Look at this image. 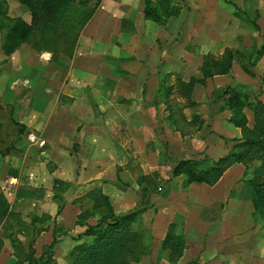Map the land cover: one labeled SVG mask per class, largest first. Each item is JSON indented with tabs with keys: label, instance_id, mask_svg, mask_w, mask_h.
I'll return each instance as SVG.
<instances>
[{
	"label": "crops",
	"instance_id": "0c3cea01",
	"mask_svg": "<svg viewBox=\"0 0 264 264\" xmlns=\"http://www.w3.org/2000/svg\"><path fill=\"white\" fill-rule=\"evenodd\" d=\"M231 1L237 4L240 2ZM174 5L178 7V14L162 26L145 19L144 0H102L96 10L92 11V27L88 26L92 28V33L87 43L90 45L89 53L98 58L94 68L97 74L91 75L88 70L75 71L76 79L71 80L70 87L64 92L59 90L55 96L51 95L50 88L57 85L60 87L61 82L55 84L54 81L52 85L45 80L44 74L42 78L31 80L36 92L31 96H24L23 88H15L9 77L0 78V137L5 136L7 148L12 150L0 153V178H6L0 183V194L6 199L10 212L6 221L0 223V264L18 262L12 239L18 240L24 250H27L33 237L31 220L34 216L49 215L52 218L48 229L41 231L34 240L32 248L35 258H39L52 243L54 226L59 229L57 243L52 250L55 264H68L74 247L90 240L83 236L85 227L77 224L78 215L87 205L84 196L93 189H100L108 196L109 184L102 168L104 159H100V152L107 150L106 142L92 132L95 131L92 124L98 111L103 119L109 118V122L104 123L102 134L115 129L118 123L124 121L125 126L131 129L135 142L153 140L152 135L160 129L163 137L180 136L174 119L170 118L171 110L166 107V98H162L158 89L160 77L178 76L181 81L187 82L200 74L205 54L221 57L226 48L237 50L239 41L244 38L241 39L242 34H237L238 28L235 20H232L235 18L228 8L231 5L224 0H174ZM98 23L102 27L101 31L98 30L100 27L94 26ZM127 24L130 29H126ZM259 27L263 30L261 24ZM100 35L106 51L95 40ZM113 47L117 48L114 56ZM24 54L30 57L28 52L23 53L22 57ZM111 56L114 63H123L126 71L136 64L142 65V70L146 71L136 78V83L139 84L135 85L134 93H127V97H130L128 104L132 103L136 107L135 110L131 108V112L120 110L115 115L110 111L106 113L105 107L104 110L101 106L92 108V102L86 97L89 89H95L97 76L99 77L102 66ZM12 61L14 67L18 62L14 59ZM244 65L250 70L246 62ZM13 67L11 68L14 69ZM29 67L39 73L41 71L39 63H32ZM253 69L264 73V55ZM251 71L253 72L252 69ZM141 79L148 80L142 83ZM253 83L251 76L235 61L228 74L208 78L205 85L194 87L192 100L196 105L185 108L182 114L188 122L193 115H198L200 120H204V128L206 125L210 126V133L205 138L202 159L191 156L181 159L202 161L207 156L205 161L212 163L229 153L240 139L241 131L229 122L232 115L230 110H219L223 105V93L230 86L252 94ZM197 88L206 91L201 100L195 99ZM256 94L253 95L258 96ZM261 97L258 96V99L261 100ZM216 106L218 107L215 108ZM207 108L211 109L208 123L205 121ZM186 109H191L189 117L185 114ZM26 133L37 136L40 145L31 152V158H28V145L24 137ZM144 134L148 139L141 138ZM107 135L109 134L104 137ZM27 140L30 141L29 137ZM197 144L205 145L200 140ZM78 145H82L81 150L89 146L92 151L87 156L73 154L72 148H77ZM169 166L167 161L164 165H159L158 161L152 164L154 174L161 173L162 168H171ZM245 171L242 164H234L212 186L187 183L181 174L173 176L177 181L180 179L185 182L183 185L186 190H179L180 194L199 205L188 208L185 197L181 199L183 201L172 199L169 202L175 204L163 209L169 221L159 240L160 249L169 225L173 222L175 224L178 219V223L182 221L184 226L178 227L177 231L176 225V232L186 242L178 264H264V235L259 237L250 197L241 191L244 185L241 179ZM31 172L32 177L37 175V178L32 180L34 187L32 186L29 194L23 184L25 177ZM9 179H16V186L13 187ZM50 195L52 205L56 199L62 202L56 223V213L45 208ZM203 209L208 210L209 214L211 211L212 214L219 215L214 224L201 218ZM159 215L164 214L160 212L157 217ZM44 225L47 226L46 223ZM59 233L62 235L59 236ZM161 252V264H170L167 252L162 249Z\"/></svg>",
	"mask_w": 264,
	"mask_h": 264
},
{
	"label": "rangeland",
	"instance_id": "374dc122",
	"mask_svg": "<svg viewBox=\"0 0 264 264\" xmlns=\"http://www.w3.org/2000/svg\"><path fill=\"white\" fill-rule=\"evenodd\" d=\"M31 1L34 4V11L32 14L17 0H0V78L4 76L9 77L10 83H13L15 88L19 86L23 88L24 96H31L36 93L31 84V80L42 78L44 74L45 80L52 85L54 81L55 84L61 82L60 87L57 85V87L50 88L51 95L55 96L58 94L59 90L62 89L64 92L67 87H70L69 84L71 80L76 79L74 76L76 74L75 71L88 70V73L91 75L97 74L94 68L98 63V58L89 53L90 45L88 46L89 43H87L92 33V28L88 27L92 19V9L82 6L77 0L67 1L66 5L59 9L60 11L56 6H53L52 9L43 8L39 0ZM99 1L102 3V0ZM238 4L242 9L252 13L253 16L255 15V11L259 13L257 23L261 24L263 30H259L256 33L255 30L241 23L240 20L234 16V8L232 6L228 7L231 9V15L235 18L232 20H235V26L238 28L237 34H242L241 39L244 38L239 41L240 45L237 50L240 52L250 50L251 52V50L253 51L256 47L260 46L264 38V0H250L245 3L240 0ZM17 26L21 27V29H26V39L24 41L19 42L16 39L14 40L15 28ZM94 26L95 28H99L100 23ZM90 27H92V25ZM126 29H130L128 24L126 25ZM98 30L101 31L102 27ZM253 31H255V34ZM84 40H86L85 43ZM95 40L100 43V48L106 51L102 43L103 39L101 35L95 37ZM112 50H115L113 53L114 56L117 48L113 47ZM26 52L30 54V57L27 54H24L22 57L23 53ZM211 55L215 58H219L220 56L215 54ZM13 59L15 62H18L14 67L12 66ZM237 59V64L242 67L244 60L240 59H243V57H237ZM32 63H39V66H41L40 73L39 71H35L34 68L30 69L29 66ZM102 67L99 77L97 76L95 89L86 90V97L92 102V108H94V106H101L103 108L102 110H104L105 107L106 113L110 111L114 115L120 110L127 112L135 110L136 107L134 104H128L130 97H127V93H134L135 85L139 84V82L136 83V78L140 77V74H145L146 71L142 70V65L136 64L134 67L130 68L131 70L126 71L127 68L124 67L123 63H114L111 56ZM253 67L249 68L253 70L254 74H248L251 76V79L254 80L252 87L254 93H252V95L257 93L256 95H261V100L264 101V73L259 71V73L257 71L256 73ZM160 78L158 82L161 88H157L160 90L162 98H166L165 104L168 110L171 108L172 118L180 132L179 137H163L160 129L159 132H155V135H152L154 137L153 140L147 141L146 139L148 138L144 134L141 138L146 140L145 142H135L130 133L131 129L125 126L126 124L123 123L124 121L118 123L115 129L107 130L105 134H102L104 123H108L109 118L107 120L103 119L99 111L98 115L95 114V120L92 124V126L95 127V131L92 132L98 134V138L104 139L106 142L105 145L107 150L100 152V159H104L102 168L106 175L107 182H109L107 185L108 196L112 204H114L113 207L116 214H126L133 209L143 208L144 204L141 202L142 185L140 180H142L144 185L147 184V188L150 190L148 207L138 217V222L135 225L136 229L141 231L144 236L145 253L142 255L139 262L135 263L132 261L129 264H161L162 252L159 240L162 236L163 229L167 227L166 223L169 221V219L166 218L168 217L167 213H165L163 209L175 204L173 202L169 203L172 199H179L180 201L185 197L188 200V208H194L199 205V203H194L191 200L189 201L186 196L183 197L182 194H180L179 190H186V186L183 185L185 182L180 181V179H178L179 181L174 179L177 175L174 176L172 171L173 166L179 158L190 156L199 158L198 160L203 158L204 146H206L205 138L210 133V126L206 125L204 128V120L202 123H200L199 120L188 122L186 117L182 114L184 109L188 108L187 105L189 103L180 93V77ZM144 80L147 81L148 79ZM144 80L141 79V82L144 83ZM145 87L146 85L144 86V92ZM205 93V90L201 91L197 88L195 91V99L201 100ZM217 107L218 106L215 108ZM243 111L248 120L247 125L252 127L253 115L251 110L244 108ZM210 112L211 109L207 108L206 123H208ZM189 113H191V109H186L185 114L187 117L190 116ZM114 115H112V117H114ZM106 134L109 135L104 137ZM24 137L26 145H28V158H31V152L36 150L35 148H37V146H40L38 138L35 135L30 136L28 133H26ZM28 137L30 141L27 140ZM198 140L203 141L205 145L202 146L201 144H197ZM81 147L82 145H78L77 148H72L73 154L79 153L87 156L89 152L92 151L89 149V146L84 150H81ZM8 151L12 150L7 148V139L2 135L0 137V153ZM159 158H165L169 162V167L171 168H162L160 169L162 174L156 173L157 175H155L152 164L154 165L155 162H159ZM35 159H37V157H35ZM205 160H207V156ZM209 164L211 163L207 161L206 165ZM257 166H259L258 161L252 160L249 162L247 171H245L241 181H244V179H251L254 169ZM32 172L25 177L26 181H24L23 184V188L26 189L29 194L32 192V186L34 187V182H32V180L37 178V175L32 177ZM155 172H158V170ZM5 179V177H1L0 183H3ZM168 181L169 187L167 196L161 195L164 188L159 190L156 194L151 191L152 184L154 186L155 183L164 185L166 184L165 182ZM259 182L264 183V178ZM241 191L250 197L249 187L242 185ZM38 196L40 197L41 195ZM51 201L50 195L46 200L45 208L55 214L62 202L56 199L55 204L52 205ZM223 207L225 208L226 205H223ZM160 212H163L164 215H159V217H157ZM207 213L208 210L203 209L201 211V218L210 221V224H214L219 215H216V213L212 214L211 211L210 214ZM185 216L187 217V215ZM255 220L256 229H258L259 237H261L264 235V219L259 218ZM89 221L92 224L95 222L94 219ZM48 224L50 225L51 222H48ZM175 225H177V231L179 229L178 227L183 228L184 226L182 225V221L178 223V219ZM61 235L62 233H59V236Z\"/></svg>",
	"mask_w": 264,
	"mask_h": 264
},
{
	"label": "trees",
	"instance_id": "16d2710c",
	"mask_svg": "<svg viewBox=\"0 0 264 264\" xmlns=\"http://www.w3.org/2000/svg\"><path fill=\"white\" fill-rule=\"evenodd\" d=\"M22 6L32 14L34 4L31 0H17ZM69 0H39L42 7L52 9L56 6L57 9L64 7ZM244 3L250 0H242ZM84 7H90L92 11L96 10L99 5V0H77ZM225 3L234 8V16L241 23L247 25L255 31H259L260 27L257 23L259 13L254 12V16L247 10L242 9L239 4L224 0ZM79 4V5H80ZM60 11V10H59ZM178 7L174 5V0H144L143 15L158 25H166L168 20L178 14ZM123 22L122 26H124ZM14 40L19 42L26 39V29L15 28ZM21 29V30H20ZM246 51V50H245ZM264 55V38L260 46L253 51L240 52L226 48L219 58H215L211 54L204 55L200 67V74L192 77L189 81L180 83V93L188 100L187 107H194L196 102L192 100L194 87L197 85H205L208 78L216 75L228 74L234 62L243 57L244 63L248 67H253L255 63ZM242 64L244 71L250 75L254 73ZM161 88V87H160ZM167 92V90H166ZM223 105L219 108L220 111L228 109L232 115L229 122L241 131L240 139L232 146L229 153L211 164L206 165V161H198L192 159H181L176 161L173 166V175L181 174L185 177L187 183H197L214 185L222 177L224 172L234 164H242L247 171L248 163L252 160L259 162V166L255 167L253 177L242 181L245 186L250 189V200L254 208L253 217L255 219H264V183L259 181L264 178V102L258 99V96L238 91L235 87H227L222 96ZM170 108V107H169ZM248 108L253 115V125H247V118L243 109ZM171 110V108H170ZM172 114L170 115V118ZM200 120L198 115H193L191 121ZM164 156V155H163ZM165 158H159V165L166 164ZM168 162V161H167ZM156 175V174H155ZM142 185L141 202L143 208L133 209L126 214H116L109 196L102 193L99 189L89 191L84 199L87 201L85 207L82 208L78 215L77 224L85 227L83 236L88 237L89 241L74 247L71 252L68 264H129L130 262H139L142 255L145 253L144 236L141 231L136 229L135 225L138 222V217L147 209V204L150 201V194L147 184ZM166 184H152V192L156 194L161 192L162 196H167L169 181ZM62 207L56 212L54 222L61 212ZM10 216L9 206L3 195L0 194V223L6 221ZM94 219L95 222L89 223V220ZM52 220L49 215L41 217L34 216L31 220L33 226V237L30 240L27 250H24L23 245L16 239H12V245L16 251L18 262L16 264H55L52 259L53 247L57 243V233L59 229L53 227V241L44 250L39 258L34 257L32 245L35 238L41 231L47 230L48 222ZM47 224L45 226L44 224ZM186 248L185 239L181 234L176 232V225L170 224L167 234L161 243V249L167 252L168 262L170 264H178V260L183 255ZM188 262L187 264H191Z\"/></svg>",
	"mask_w": 264,
	"mask_h": 264
},
{
	"label": "built area",
	"instance_id": "2783aa9c",
	"mask_svg": "<svg viewBox=\"0 0 264 264\" xmlns=\"http://www.w3.org/2000/svg\"><path fill=\"white\" fill-rule=\"evenodd\" d=\"M9 183L14 187L17 184V180L16 179H9Z\"/></svg>",
	"mask_w": 264,
	"mask_h": 264
}]
</instances>
